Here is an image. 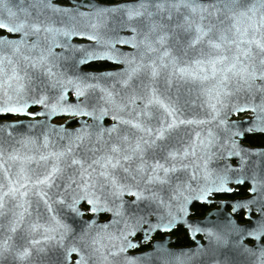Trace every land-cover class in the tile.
I'll return each instance as SVG.
<instances>
[{"label": "snow or ice", "instance_id": "6c2138e0", "mask_svg": "<svg viewBox=\"0 0 264 264\" xmlns=\"http://www.w3.org/2000/svg\"><path fill=\"white\" fill-rule=\"evenodd\" d=\"M0 33V264H264V0H0Z\"/></svg>", "mask_w": 264, "mask_h": 264}, {"label": "flooded vegetation", "instance_id": "af4514ba", "mask_svg": "<svg viewBox=\"0 0 264 264\" xmlns=\"http://www.w3.org/2000/svg\"><path fill=\"white\" fill-rule=\"evenodd\" d=\"M61 3H67L66 1H62ZM2 34V33H0ZM116 67H118L117 65H113L111 63H94L91 65H88L85 67L86 71H106V70H114ZM35 110V109H33ZM250 114L249 113H244V114H240L239 116L233 117V119H239V120H244L247 119L248 116ZM28 119V117H24V116H0V121H15V120H23L26 121ZM64 119H67V117H64L62 119H57L54 120V123H63ZM106 124H110L111 121L107 120L105 122ZM70 127H74L76 126L75 124L69 125ZM252 136H264L261 134H255V135H249L245 138V143L249 144L250 146L253 147H258L264 144H251V137ZM245 193L243 191V189L237 194L239 196H243ZM236 198L235 196L232 197H218L217 199H234ZM217 205L213 204V205H195L193 208V216L192 219H199V218H203L208 212L212 211L213 209L216 208ZM103 219V217L101 218ZM182 237H186L187 240L186 241H181ZM139 239V237H137ZM202 238L200 236H197L196 239L194 240L192 237H190L187 232L183 229V228H178L177 230L173 231L172 233H156L152 240L150 242H148L147 244L142 245L140 248L134 250L136 253L139 252H147L151 249L152 245L157 242V241H165L168 243L169 247L173 248V249H188L191 247H194L196 240H201Z\"/></svg>", "mask_w": 264, "mask_h": 264}, {"label": "trees", "instance_id": "16d2710c", "mask_svg": "<svg viewBox=\"0 0 264 264\" xmlns=\"http://www.w3.org/2000/svg\"><path fill=\"white\" fill-rule=\"evenodd\" d=\"M102 3H114L117 2V0H101ZM264 144V136H252L251 137V144ZM186 237H182L181 241H186Z\"/></svg>", "mask_w": 264, "mask_h": 264}, {"label": "water", "instance_id": "95a60500", "mask_svg": "<svg viewBox=\"0 0 264 264\" xmlns=\"http://www.w3.org/2000/svg\"><path fill=\"white\" fill-rule=\"evenodd\" d=\"M62 1H66V2H68V0H58V2L59 3H61ZM102 3V2H101ZM78 42H84V41H78ZM123 50H125V51H129L130 49L129 48H127L126 46L124 47V49ZM110 63V62H109ZM112 64V63H111ZM114 65V64H113ZM242 114H244V113H242ZM250 114V113H249ZM245 120V119H244ZM241 121H243V120H241ZM0 122H3V121H0ZM8 122H12V121H8Z\"/></svg>", "mask_w": 264, "mask_h": 264}]
</instances>
